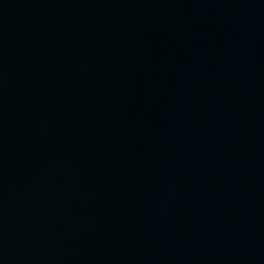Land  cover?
<instances>
[{
    "label": "water",
    "instance_id": "95a60500",
    "mask_svg": "<svg viewBox=\"0 0 264 264\" xmlns=\"http://www.w3.org/2000/svg\"><path fill=\"white\" fill-rule=\"evenodd\" d=\"M0 264H264V0H0Z\"/></svg>",
    "mask_w": 264,
    "mask_h": 264
}]
</instances>
